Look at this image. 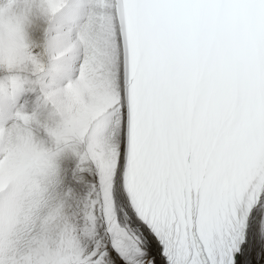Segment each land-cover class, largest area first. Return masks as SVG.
<instances>
[{
    "label": "snow or ice",
    "instance_id": "obj_1",
    "mask_svg": "<svg viewBox=\"0 0 264 264\" xmlns=\"http://www.w3.org/2000/svg\"><path fill=\"white\" fill-rule=\"evenodd\" d=\"M41 2L47 18L63 0ZM92 2L76 84L118 109L115 150L44 218L35 259L0 244V264H264V0ZM44 54L0 33V104ZM177 127L201 165L179 192L164 165Z\"/></svg>",
    "mask_w": 264,
    "mask_h": 264
},
{
    "label": "bare ground",
    "instance_id": "obj_2",
    "mask_svg": "<svg viewBox=\"0 0 264 264\" xmlns=\"http://www.w3.org/2000/svg\"><path fill=\"white\" fill-rule=\"evenodd\" d=\"M18 3L23 23L0 15V33L22 36L35 51L45 54L39 70L29 65L20 69L22 79L14 102L0 104V158L4 160L0 217L1 223L8 224L6 229L0 227V244L6 258L35 259L44 218L70 207L66 198L81 199L92 183L84 174L96 160H106L114 152L120 116L110 96L76 84L82 56L76 46V27L92 11V0H63L54 16L47 18L41 0ZM74 12L77 17L70 20ZM25 153L29 157L23 162ZM24 165L28 174L11 180L10 173H18ZM30 177L35 179L21 183ZM72 181L81 185L78 191ZM19 220L22 225L15 224ZM19 240L29 245L19 248Z\"/></svg>",
    "mask_w": 264,
    "mask_h": 264
},
{
    "label": "clouds",
    "instance_id": "obj_3",
    "mask_svg": "<svg viewBox=\"0 0 264 264\" xmlns=\"http://www.w3.org/2000/svg\"><path fill=\"white\" fill-rule=\"evenodd\" d=\"M0 15L18 19L23 23L24 16L18 0H3V2H0Z\"/></svg>",
    "mask_w": 264,
    "mask_h": 264
},
{
    "label": "rangeland",
    "instance_id": "obj_4",
    "mask_svg": "<svg viewBox=\"0 0 264 264\" xmlns=\"http://www.w3.org/2000/svg\"><path fill=\"white\" fill-rule=\"evenodd\" d=\"M7 122H8V120H7ZM7 122H5L6 124L5 125H8L9 124V122L7 123ZM8 129H9V127L8 126H6ZM7 128H5V129H3V130H5V132H6V134L7 135H9L8 133V131L6 130ZM8 143V142H7ZM6 145V144H5ZM18 147H20V146H18ZM22 153H23V151H21ZM29 157V155H28V153L26 154L25 153V156H24V158H22V160H23V162H25L26 160H27V158ZM1 159V158H0ZM2 161L4 162V160H3V158L0 160V166H1V164H2ZM24 164V163H23ZM25 166V165H24ZM28 168H27V165L23 168V170H21V171H23V173L21 172V171H19L18 173H10V174H12V177H11V180H13V178H15L16 176H22L23 174H28ZM26 171V172H25ZM33 180V179H35V177H30V178H28V179H26V180H24V181H22L21 183H24L25 184V182H27V180ZM2 188H0V194H2V192L4 191L3 189L1 190ZM16 200H17V198H16ZM15 200V201H16ZM1 216V215H0ZM15 224H19V225H22L23 223H22V221L21 220H19V221H17V222H15ZM7 226H8V224H6V223H4V222H2L1 223V217H0V227L2 228V230H3V228L4 229H6L7 228ZM15 237V236H14ZM23 238V237H22ZM19 239H21V238H19ZM15 242V240L14 239H12V243H14ZM18 244H20L19 245V248H26L27 247V245H29L28 243H26V242H23V240H19L18 241Z\"/></svg>",
    "mask_w": 264,
    "mask_h": 264
}]
</instances>
